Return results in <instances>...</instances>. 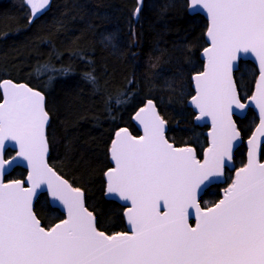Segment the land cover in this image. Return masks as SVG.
<instances>
[{"label":"snow or ice","instance_id":"6c2138e0","mask_svg":"<svg viewBox=\"0 0 264 264\" xmlns=\"http://www.w3.org/2000/svg\"><path fill=\"white\" fill-rule=\"evenodd\" d=\"M50 0H25L35 16ZM209 19L205 70L197 73L191 102L200 116L211 117V147L204 162L192 148L176 149L165 139V121L152 100L135 115L144 135L121 129L112 142L115 167L105 173L107 192L130 201L126 216L131 233L98 231L93 214L84 207L83 193L59 177L44 160L47 152L44 97L25 85L5 81L0 103V176L20 158L27 161L30 187L20 180L0 179V264H264V164L255 151L264 136V0H191ZM138 6L133 15L138 16ZM31 22V20L29 21ZM259 60L260 78L250 97L260 110V124L249 140V162L236 171L224 198L202 209L197 192L223 175L232 159L233 141L240 133L232 108L244 109L231 79L239 52ZM95 82V78L88 74ZM116 104L124 103L120 98ZM19 147L5 159V141ZM67 210V219L49 230L32 210L37 189ZM163 208V212L161 211ZM195 209L196 226L188 223Z\"/></svg>","mask_w":264,"mask_h":264},{"label":"trees","instance_id":"16d2710c","mask_svg":"<svg viewBox=\"0 0 264 264\" xmlns=\"http://www.w3.org/2000/svg\"><path fill=\"white\" fill-rule=\"evenodd\" d=\"M135 7L136 0H52L28 22L25 0H0V80L22 81L44 94L48 163L82 189L97 228L107 233L125 230L124 206L104 197L108 147L122 127L137 133L130 118L138 107L153 100L174 145L189 144L201 153L206 144L204 127L193 122L186 105L193 93L190 76L203 65L206 19L189 13L187 0H143L138 16ZM254 70L241 59L235 80L242 72L241 85L249 88ZM117 98L125 102L117 105ZM247 127L240 126L243 135ZM244 151L243 144L235 150V163L243 161ZM24 175L15 166L5 179ZM208 192L202 206L209 195L218 196V186ZM34 211L44 227L63 218L44 193Z\"/></svg>","mask_w":264,"mask_h":264},{"label":"water","instance_id":"95a60500","mask_svg":"<svg viewBox=\"0 0 264 264\" xmlns=\"http://www.w3.org/2000/svg\"><path fill=\"white\" fill-rule=\"evenodd\" d=\"M51 1H52V0H50L49 4H48L47 6H45L44 9L40 10V12H38L37 14H41V13L45 12L46 9L49 7ZM142 1H143V0H136V7H135V9H136L138 6L141 7ZM190 5H191V0H187V11H188L189 13H191V14H193V13H199V14H201V15L206 19V21H207L206 30H205V33H204V37H205V40H206L207 45H206V46L200 51V53H199V57H200V59L203 60V65H202L201 70L198 71V72H195V73L191 74V76H190L191 87H192L193 93H192V95L186 100V105H187L188 107H190V108L192 109V111L194 112V115H193L192 120H193V122H194L195 124H197V125H199V126H201V125H203V124L208 125V126H207V129H205V130L203 131V134H204L205 137H206V143H207V144H206V146L203 148V150H202V152H201V155H199V156L196 155L195 149H194V147H192L191 145H182V146L174 145L173 142L169 141V140L167 139V137H166V130H167V123H166V122H165L164 136H165V139L168 141V143L171 144V145H173V147L176 148V149L192 148V149L194 150V152H195L196 159L199 160L201 163H203V162H204V158H205V152H206V150H207L208 148L211 147V139H212V138H211V136L209 135V133L212 132V130H213V128H212V120H211V117H207V116H206V117L199 118V119L197 118V117L200 116V113H199V110L196 108V106H195L194 104H192V102H191V98H192V96H195V95L197 94V92H196V82L194 81L193 77H194L197 73H199V72H203V71L205 70V64L207 63V57H206V55H205V53H204V49H205V48H210V47H211V40H210V38H209L208 35H207V31H208V27H209V19H208V15H207L206 11L203 10L202 7H200V6H197V7H191ZM135 9H134V11H135ZM236 56H237L236 60H234V61L232 62V71H231V79H232L233 83L235 84V86H236V83H235L234 72L236 71V69H237V67H238V63H239V60H240V59H244V60H249V61H251V62L254 64V66H255V68H256V70H257V75H256V79H255V82H254V85H253V89H252L251 95H250L249 97H247L245 101H241V100L239 99V100H240V103H242V104L245 105V108H244V109H237L235 106H233V108H232V116H231V119H232V122H233V123L235 124V126H236V122H235L234 117H242V116L244 115V113L246 112L247 108L250 107V108L255 112L256 117H257V121H256L255 125L253 126V129H252V131L250 132V134H249L246 138H244V140H242L241 133H240L239 129H238L237 126H236V130L240 133V136H239V138H238L237 140L233 141V147H232V159H231L230 161L226 162V165H225L224 169H225V168L231 169V168L233 167V153H234V151L238 148V146H239L242 142H243L244 147H245V161H244V164H243V165H241L240 167H238V168L235 169V171H234V173H233V176H232V179H231V182L227 185V187H226L225 189H227V188L229 187V185L232 184V182H233V180L235 179V176H236V171H237L238 169H240V168H243L245 165L248 164V162H249V155H248V153H249V147H250V145H249V140L252 138L253 133L256 132L257 127H258L259 124H260V110H259V108H258V106H257V104H256V101L250 99V97H252L254 94H256V85H257V81H258L259 78H260V64H259V60L257 59L256 55H255L254 53H252L251 51H249L248 53L239 52V53L236 54ZM5 81H11V83H12V84H15V85H25V86H27L28 88L33 89L34 91H38V92H40V93L43 95V97H44V94H43L40 90H38V89H36V88H32V87H30V86H29L28 84H26L25 82H22V81H14V80H12V79H10V78H4V79L0 80V103H2L3 100H4V89H3L2 85L4 84ZM236 94H237V96H238V91H237V89H236ZM238 98H239V97H238ZM148 100H151V99H147V100L144 102L143 105H141L140 107H138V108L133 112V114L131 115V118H130L132 124L135 126V128H136V130L139 132V134H138V135H133V134L130 132V130H129L128 127H122V128H120V129H118V130L115 131V133L113 134V136H112V138H111V140H110V144H109V148H108V155H109V162H110L111 166H110L108 169H106V170L104 171V173H103V178H104V182H105V183H104V197H105V198H108V199H112V200L116 201L117 203H119V204L125 206V208H124L123 211H122V217H123V221H124L125 230H124V231H120V232L107 233V232H104V231H102V230H100V229L97 228L98 231H102V232H104L106 235H114L115 233H129V234L131 233V225H130V223H129V221H128V218H127V216H126V212H127V210H128L130 207H132L131 202H130V201H125V200H123V199H120L118 196H116V195H114V194H109V193L107 192L108 180H107V177H106L105 173H107L109 169L114 168V167L116 166V165H115V161L112 159L111 149H112V142H113V140H115V139L117 138L116 134H117L118 132H120L121 129H127L128 133H129L130 135L134 136V137H140V136H143V135H144V128H143V125L140 124V122H139L138 120L135 119V115H136V113H137L141 108H143V107L146 105V103H147ZM152 101H153V100H152ZM153 103H154V102H153ZM154 104H155V103H154ZM155 106H156V105H155ZM44 109H45V97H44ZM45 111H46V109H45ZM156 111H157V113L159 114L157 107H156ZM46 112H47V111H46ZM159 115H160V114H159ZM160 116H161V115H160ZM48 117H49V115H48ZM161 118H162V116H161ZM162 119H163V118H162ZM163 120H164V119H163ZM48 122H49V119H48ZM48 122H47L46 125H45V137H46V127H47V125H48ZM46 141H47V139H46ZM263 144H264V136H260V137H259V146L256 148V151H255V157H254L255 160H256V162H257V163H260V164H264V159H260L261 149H262V145H263ZM47 148H48V143H47ZM7 150H11L13 153H12L11 155H9V156H5V153H6ZM2 151H3V153H4V158H5V159H11L12 157H15V156H16V152L19 151V147H18V145L15 143V141L6 140V141H5V145H4L3 149H2ZM48 153H49V149L47 150V152H46L45 155H44V160H45L47 166H48L49 168H51V169H52V170H53V171H54L59 177H61L62 179L66 180V181L69 183V185H71V183H70L67 179H65L63 176H61L58 172H56V170H55L54 168H52V167L49 165L48 160H47ZM15 166L22 167V168L25 170V175H24V177H23V178H20V179H15V180H20L21 182H23L24 187H30L29 183L27 182V177H28V171H29V169H28V166H27V161L23 160V158H20L16 164H13L11 167H8V168L6 169V171L4 172V174H3L2 176H0V179H2L4 183H9L10 181H13V180H6V179H5V176H6V175H7V174H8V173H9V172H10ZM224 169H223V171H224ZM222 181H224V176H223V175H221V176L215 178L214 181H213L210 185H212L213 183L222 182ZM210 185H209V186H210ZM209 186H208V187H209ZM71 187H72V188H78V187H74V186H72V185H71ZM79 189H80V188H79ZM205 189H206V188H205ZM205 189L198 190V192H197V201H198V203H199V205H200V207H201L202 209L213 207L215 204H217L220 200H222V199L224 198V191H225V189H224V190H221L220 197H219L214 203H212V204H210V205H208V206H206V207H203V206L200 204L199 199H200V196L202 195V193L204 192ZM80 190H81V192L83 193L82 189H80ZM41 193H44V194L46 195L47 201H48V203H49L50 206H52V207H54V208H57V209L63 214V218H62V219H60V220H58L57 222L53 223V224H52L51 226H49V227H44V226L42 225L41 220L37 217V215H36V213H35V211H34V203H35L37 197H38ZM83 202H84V207H85L89 212L92 213V211L89 210V209L86 207V205H85L84 193H83ZM32 210H33V213L35 214L36 218L40 221V225H41V227H43L45 230H49V229L53 228L55 225L59 224L60 221L67 219V210H66V208H65V207H64L59 201L54 200V199L49 195V192H48V190H47L46 185H42L41 188L37 189L36 193L33 195V198H32ZM161 211L163 212V208H162V207H161ZM189 211H190V216H189V219H188V223H189V225H190L191 227H195V226H196V212H195V209L193 208V209H190ZM92 214H93V213H92ZM93 216H94V214H93ZM94 218H95V216H94ZM95 222H96V219H95ZM96 227H97V226H96Z\"/></svg>","mask_w":264,"mask_h":264},{"label":"flooded vegetation","instance_id":"af4514ba","mask_svg":"<svg viewBox=\"0 0 264 264\" xmlns=\"http://www.w3.org/2000/svg\"><path fill=\"white\" fill-rule=\"evenodd\" d=\"M255 68V67H254ZM256 74H257V71H256V68H255V70H254V74H253V76H254V78H253V82H252V85L248 88V86L247 87H245V88H243L242 90L240 89V88H238V86H237V82H236V89H237V91H238V97H239V99L241 100V101H245L246 100V98L247 97H249L250 95H251V92H252V89H253V85H254V82H255V79H256ZM234 119H235V122H236V126H237V128L239 129V131H240V133H241V137H242V140H244V138H246L249 134H250V132L252 131V129H253V126L255 125V123H256V121H257V117H256V114H255V112L250 108V107H248L247 108V110H246V112L244 113V115L242 116V117H234ZM250 121H252L253 122V124L249 127V125L252 123V122H250ZM242 124L243 125H245V126H248V129H249V133L247 134V135H243L242 134V132H241V130H240V126H242ZM202 127H204L203 128V130H202V134H203V131L205 130V129H207V126L208 125H206V124H203V125H201ZM132 133V132H131ZM133 134V133H132ZM139 134V132L137 131V133L136 134H133V135H138ZM204 135V134H203ZM205 136V135H204ZM206 138V137H205ZM174 144V143H173ZM207 144V143H206ZM206 144H205V146H206ZM241 144H243V142L241 143ZM240 144V145H241ZM186 145H189V144H186ZM239 145V146H240ZM177 146H182V145H177ZM192 146V145H191ZM204 146V147H205ZM238 146V147H239ZM243 146H244V144H243ZM263 146V145H262ZM193 147V146H192ZM203 147V148H204ZM109 148V147H108ZM203 148H202V150H203ZM245 148V147H244ZM195 149V148H194ZM202 150H201V152H202ZM195 152H196V155L197 156H199V155H201V153H197V151L195 150ZM235 152V151H234ZM233 156H234V153H233ZM234 158V157H233ZM260 159H264V158H262L261 156H260ZM244 161H245V151H244V159H243V161H241L240 163H235L234 162V159H233V167L231 168V169H228V168H225L224 169V171H223V176H224V181H222V182H217V183H213L212 185H210L209 187H207L205 190H204V192L202 193V195L200 196V199H199V201H201V199L203 198V196H204V194L207 192V193H209L208 191H209V189H211V188H213L214 186H218V196H216V197H210V195H209V197L207 198V201L205 202V205H203L204 207H206V206H208V205H210V204H212V203H214L219 197H220V193H221V190H224L226 187H227V185L231 182V179H232V176H233V173H234V171H235V169L236 168H238V167H240L241 165H243L244 164ZM110 166H111V164H110ZM109 168V167H108ZM107 168V169H108ZM208 196V195H207ZM123 206V205H122ZM124 208H125V206H124ZM123 208V209H124Z\"/></svg>","mask_w":264,"mask_h":264},{"label":"rangeland","instance_id":"374dc122","mask_svg":"<svg viewBox=\"0 0 264 264\" xmlns=\"http://www.w3.org/2000/svg\"><path fill=\"white\" fill-rule=\"evenodd\" d=\"M29 7V9H30V6H28ZM31 12V11H30ZM235 73V72H234ZM241 73L242 72H240V71H238L237 73H236V82H237V86H238V88H240L241 90L244 88L242 85H241V82H240V80L242 79L241 77H240V75H241ZM250 122H252V121H250ZM253 124V122L249 125V127L251 126ZM245 132H247V134L249 133V129H248V127H247V129H246V131Z\"/></svg>","mask_w":264,"mask_h":264},{"label":"bare ground","instance_id":"6f19581e","mask_svg":"<svg viewBox=\"0 0 264 264\" xmlns=\"http://www.w3.org/2000/svg\"><path fill=\"white\" fill-rule=\"evenodd\" d=\"M33 18V16H30L29 18H28V22L31 20ZM4 79V78H3ZM2 80V79H1Z\"/></svg>","mask_w":264,"mask_h":264}]
</instances>
